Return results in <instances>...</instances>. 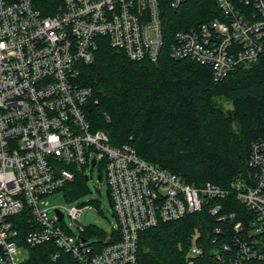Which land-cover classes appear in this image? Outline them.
I'll list each match as a JSON object with an SVG mask.
<instances>
[{"label":"built area","instance_id":"1","mask_svg":"<svg viewBox=\"0 0 264 264\" xmlns=\"http://www.w3.org/2000/svg\"><path fill=\"white\" fill-rule=\"evenodd\" d=\"M186 1L54 0V13L45 14L46 0H0V264H27L31 249L42 246L53 263L140 264L141 233L207 207L220 224L212 240L216 260L264 264V137L252 144L246 175L225 188L198 187L131 145H112L88 118L93 90L79 78L101 39L132 62H157L168 11ZM213 1L221 18L177 31L170 55L211 68L221 82L264 61V0ZM95 167L117 220L111 234L79 225L86 207L77 200L67 196L75 205L64 209L48 201ZM204 254L197 233L186 264Z\"/></svg>","mask_w":264,"mask_h":264},{"label":"trees","instance_id":"2","mask_svg":"<svg viewBox=\"0 0 264 264\" xmlns=\"http://www.w3.org/2000/svg\"><path fill=\"white\" fill-rule=\"evenodd\" d=\"M46 1L45 14H53L54 0ZM221 16L213 0H187L180 10L168 11L166 46L157 62H132L102 38L95 61L82 67L79 78L82 87L93 90L88 118L94 131L105 132L114 146L131 145L142 159L198 187L212 183L225 188L246 175L252 144L264 137V61L216 82L211 68L170 55L177 31ZM220 96L232 100L234 109L225 111ZM86 182V176L78 175L64 188L69 200H76ZM219 225L207 207L145 231L139 263L186 264L198 233L205 254L197 264H222L211 251ZM48 249H31L27 264H61L51 261Z\"/></svg>","mask_w":264,"mask_h":264},{"label":"rangeland","instance_id":"3","mask_svg":"<svg viewBox=\"0 0 264 264\" xmlns=\"http://www.w3.org/2000/svg\"><path fill=\"white\" fill-rule=\"evenodd\" d=\"M218 104L224 108L225 111H231L234 109V103L226 96H220L217 98ZM103 173L99 167L87 168L85 175L89 176V180L85 183L84 188L77 189L79 196L76 198L77 203L85 206V210L82 217L78 219V224L89 228L96 227L100 232L111 234L113 226L117 224V220L114 217L113 209L108 199L109 187L105 181L99 180V175ZM102 188V195L100 196L97 189ZM68 194L64 191L58 192L51 196L48 201L51 207L71 208L75 204H70L67 201ZM65 224L75 234L78 233V229L75 224L72 223L69 217H66ZM77 225V224H76ZM93 241H98L99 237H94Z\"/></svg>","mask_w":264,"mask_h":264},{"label":"water","instance_id":"4","mask_svg":"<svg viewBox=\"0 0 264 264\" xmlns=\"http://www.w3.org/2000/svg\"><path fill=\"white\" fill-rule=\"evenodd\" d=\"M93 165H95V162H93ZM87 180H88V177H87ZM99 180H101V176H99ZM98 194L101 195V192L100 190H97ZM108 199H109V202H110V205L112 207V201H111V197H110V194L108 192ZM63 218V216L61 215V219Z\"/></svg>","mask_w":264,"mask_h":264}]
</instances>
